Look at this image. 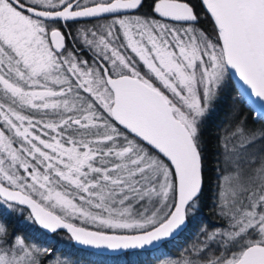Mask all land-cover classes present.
Returning <instances> with one entry per match:
<instances>
[{"label": "snow or ice", "instance_id": "snow-or-ice-1", "mask_svg": "<svg viewBox=\"0 0 264 264\" xmlns=\"http://www.w3.org/2000/svg\"><path fill=\"white\" fill-rule=\"evenodd\" d=\"M226 98L209 196L206 127ZM249 112L264 124V0H0V264H70L62 231L155 251L209 199L219 226L163 264H264Z\"/></svg>", "mask_w": 264, "mask_h": 264}, {"label": "trees", "instance_id": "trees-1", "mask_svg": "<svg viewBox=\"0 0 264 264\" xmlns=\"http://www.w3.org/2000/svg\"><path fill=\"white\" fill-rule=\"evenodd\" d=\"M83 23H88V21ZM204 26L207 27L208 25L205 24ZM72 31L74 32L73 29ZM85 55L87 56V53ZM231 103V98H226L206 127L205 139L208 142L207 177L210 188L209 196L216 190L217 172L214 169L216 153L218 151L217 137L224 134L223 127L230 119L229 106ZM248 115L250 124H253L257 128L264 127V124L256 123L252 120L251 112H249ZM212 203L211 199L206 202L207 206L202 209L199 217L193 221L187 231L171 240L166 246L155 251H132L117 256H104L76 248L73 242L68 240V234L63 231L58 235H50H54L55 239L58 241V243L54 245L57 248V254L62 259L70 261V264H159L164 259L178 257L184 248L196 242L199 236V228L202 224L208 225L210 228L213 225L219 226L220 222L212 212ZM32 235H34L37 240L40 239L38 232ZM199 238L203 239V237Z\"/></svg>", "mask_w": 264, "mask_h": 264}, {"label": "water", "instance_id": "water-1", "mask_svg": "<svg viewBox=\"0 0 264 264\" xmlns=\"http://www.w3.org/2000/svg\"><path fill=\"white\" fill-rule=\"evenodd\" d=\"M85 21H87V20H85ZM73 244L76 248H79V249H82L85 251H89V252L94 253V254L104 255V256H117V255L123 254L125 252L151 251L152 250L150 248H145L143 250L137 249V250H124V251H119V252H113L112 250H108V249H95V248L88 247V246H81V245L76 244L75 242H73Z\"/></svg>", "mask_w": 264, "mask_h": 264}, {"label": "rangeland", "instance_id": "rangeland-1", "mask_svg": "<svg viewBox=\"0 0 264 264\" xmlns=\"http://www.w3.org/2000/svg\"><path fill=\"white\" fill-rule=\"evenodd\" d=\"M79 26H80V25H78V26H76V27H79ZM73 30H74V32H75V28H73ZM74 32H73V33H74ZM89 227H92V226H91V225H89ZM116 231H121V230H116ZM166 260H167V259H166ZM166 260H165V259H164V260H162V261H161V263H159V264H163V262H164V261H166Z\"/></svg>", "mask_w": 264, "mask_h": 264}]
</instances>
